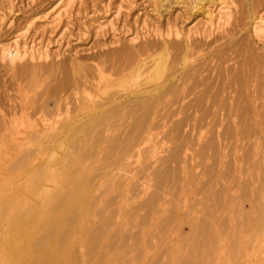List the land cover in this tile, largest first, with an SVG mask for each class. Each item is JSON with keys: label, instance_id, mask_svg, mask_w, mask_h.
I'll return each mask as SVG.
<instances>
[{"label": "rangeland", "instance_id": "1", "mask_svg": "<svg viewBox=\"0 0 264 264\" xmlns=\"http://www.w3.org/2000/svg\"><path fill=\"white\" fill-rule=\"evenodd\" d=\"M198 1L0 0V50L13 46L18 37L19 56H24L14 65L0 59V124L4 116L14 119L22 139L40 129L34 128L36 124L60 115L75 126L91 124L98 107L106 103L98 95L107 86L103 98L132 97L149 76L142 70L132 77L140 60L150 64L160 60L165 77L183 83L185 92L193 90L187 98L181 92L172 97L174 109L203 102L199 112L194 114L192 109L172 121L189 117L185 132L195 127V134L189 137L192 142L187 139L165 213L142 234L138 228L132 231L141 241L113 247V236L135 204L110 194L105 209H92L83 231L99 226L95 216L101 211H106L114 227L90 255L73 244L70 257L76 264L91 259H103L102 264H264V38L254 34L257 19L264 17V0H215V6L206 5L208 1L196 6ZM209 7L222 18L212 26L206 24L211 20L205 14ZM161 82L160 76L146 86H161ZM206 89V99L201 101ZM163 120L158 118L157 124ZM100 129L93 132L94 140L100 138ZM161 131L152 129L154 134ZM166 132L154 136L159 158L168 157L180 145L168 141ZM200 133L204 139L198 142ZM3 136L0 131V193L5 195L17 191L22 178L35 172L31 170L51 164L52 156L57 163L73 151L67 141L64 147L36 149L18 147ZM113 136L125 137L122 131ZM206 144L212 147L200 154ZM111 146V140L89 141L84 148L87 155L76 160L93 175L88 183L91 198H105L111 193V180L125 182L132 171L154 163L145 155L122 168ZM28 155L32 164L21 165ZM75 164L60 167L63 175L71 176L60 179L66 190L79 178ZM196 217L201 222L196 229L199 244L190 230ZM159 222L167 224L162 228Z\"/></svg>", "mask_w": 264, "mask_h": 264}, {"label": "bare ground", "instance_id": "2", "mask_svg": "<svg viewBox=\"0 0 264 264\" xmlns=\"http://www.w3.org/2000/svg\"><path fill=\"white\" fill-rule=\"evenodd\" d=\"M204 1H208L206 4L208 6L210 4L216 5L215 0H199L196 6L204 3ZM210 8L205 11V14L211 19L206 24L210 22V26H212V23L221 21L222 18L220 14L216 15L215 11H212L213 7ZM254 34L258 38H264L263 16L257 19ZM18 39L17 37L13 46L4 47L0 50L2 62L14 65L17 60L24 57L19 56L21 47ZM188 49L189 46H187ZM34 57L32 55L33 60ZM160 62V60L159 62L153 61L150 64L147 60H140L136 64L132 77L140 76L142 70L148 71L149 76L143 89L137 91L132 97L123 98L117 94H111L103 98L108 86L100 89L101 92L98 96H101V99L105 100L106 103L98 107L95 117L90 119L91 124L80 123L75 126V122L61 120L60 115L58 119H54L52 122L36 124L34 128L40 127V129L32 130V134L22 139V131L17 127L14 119L7 120L5 116L1 119L0 131L3 132V138L6 142H16L18 147L31 146L37 149L47 145L62 147L67 141L73 151L64 154L57 163H55L52 156L51 164L47 163L44 168L41 167L43 168L41 170L39 168L40 172L31 170V172H35L25 178L23 177L24 182L19 184L17 191L13 194L0 193V264H76L70 257L76 245L80 246L82 250L90 252L88 255L92 254L98 250L100 244L102 245L108 239L109 231L114 227V222L111 218H107L106 211H101L95 216L97 220L99 219L100 224L94 231L84 232L83 229L86 224L84 222L91 216L92 209L97 207L105 209L111 201L109 200L110 194H118L135 204L124 218L126 219L125 224L113 236L111 242L113 247L123 243L126 245V242L128 243L134 239L138 240L140 238L138 234L144 232L143 228L152 221H156L161 212L165 213L166 199L172 193V186L177 175V166L183 162L184 148L189 145L187 139L192 142L189 137L195 134V127L189 134L185 132L189 117L177 122L172 121L184 113H190L192 109L194 114L199 112L203 102L201 104L197 103V107L191 106L187 109L178 107L174 109L176 104L172 101V97L181 92L184 98H187L193 90L189 89L188 92H185L183 83L178 84V80L173 82L170 80V76L165 77L161 73L163 68L160 67ZM96 71L98 74L101 73L100 69ZM160 76L161 86L153 88L146 86L150 80L153 78L154 80L160 79ZM207 94L208 90L206 89L201 96V101L204 100ZM162 113L164 114L162 115ZM67 116H69L68 113ZM167 116H169L167 121L172 122L173 125H168V122L163 120ZM158 118L163 120L161 125L157 124L156 120ZM196 124H198L197 119H195ZM99 128L101 129L97 135L100 138L94 140L93 132ZM152 129L162 131L154 134ZM164 130H167V132ZM117 131H122L125 137L114 138L113 135ZM165 132L168 133V141L180 142V145L169 153L168 157L159 158L160 152L153 145L154 136L165 134ZM68 133L72 134L71 139L67 137ZM103 133L107 135L105 138L102 136ZM198 135L197 141L201 142L204 139L203 134ZM103 139L111 140L113 157L116 159V164L120 163L122 168L131 166L133 164L132 160L139 162L145 155H148V160H154V163L142 167L136 173L131 172L132 177L130 180H137L136 182H131L128 179L125 182L111 180V193L106 194L105 198L101 196L91 198L88 183L91 179L90 176L93 175H89L88 169L86 170L83 165H79L76 160L87 155L84 150L86 143L89 141L97 142V140L100 142ZM211 147V144L204 145L200 154L205 153V150ZM31 160V156L28 155L21 159V165H30L32 164ZM74 161L76 162L74 173H79V178L71 188L66 190L59 183L61 177L65 176L62 174L60 167H67ZM158 163L160 164L159 168H155L154 164ZM36 167L37 165H31V169ZM70 177L68 175L64 178L68 179ZM84 178L85 180L81 183ZM128 203L125 202V204ZM48 207H51L49 211L47 210ZM199 219V217L194 218L190 224V230L193 231V239L195 240H198L199 230L196 229L201 223L198 222ZM166 222H159V227L164 228ZM135 228L140 229L141 232L134 234L132 231ZM191 236L190 238H192ZM194 252L193 257L195 256ZM90 261L86 264H102L103 259L98 261L91 259Z\"/></svg>", "mask_w": 264, "mask_h": 264}]
</instances>
